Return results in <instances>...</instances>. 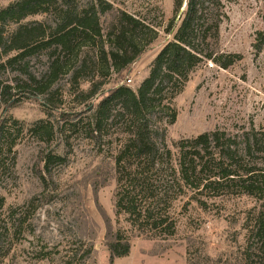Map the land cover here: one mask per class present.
<instances>
[{"label": "rangeland", "instance_id": "rangeland-1", "mask_svg": "<svg viewBox=\"0 0 264 264\" xmlns=\"http://www.w3.org/2000/svg\"><path fill=\"white\" fill-rule=\"evenodd\" d=\"M13 1L0 0V9ZM76 1L84 7L91 0ZM105 1L158 27L161 33L127 75L113 74L104 80L102 95L83 104L79 93L87 91L91 83L82 81L78 88L70 75L61 76L49 91L56 110L46 107L47 96L31 94L36 86L29 89L24 85L27 77L39 78L47 70L46 51L39 50L0 68V125H4L0 150V264H111L106 246L108 227L111 225L113 231L120 226L128 228L125 216L118 219L115 215L112 155L122 143L121 130H108L102 142L95 144L78 132L62 135L56 131L48 139L40 128L52 123L59 131L69 129L70 119L77 118L65 120L62 113L82 112L84 117L88 105H97L114 87L128 85L137 90L149 76L157 54L173 39V34L167 35L164 29L174 17L175 0ZM223 3L227 17L220 27L217 49L225 56L237 54L241 58L228 69L212 62L202 63L174 99L176 121L164 124L165 143L174 153L175 143L205 132L234 134L242 128L264 129V49L258 54L253 46L256 34L264 30V0ZM184 9L185 0L181 11ZM110 21V15L101 17L104 33ZM34 22L54 23L50 14L30 16L5 27V36ZM179 25L176 19V29ZM99 47L100 43L80 50L76 47L75 54L81 59L89 51L92 57ZM6 60L3 58V62ZM75 62L72 56L69 63ZM4 87L8 89L3 98ZM66 136H70L69 142ZM48 153L63 155L65 164H55L46 172L43 157ZM204 200L206 208L190 196L180 199L172 214L177 223L173 237L135 238L129 256L112 264H189L190 249L197 255V264H264V253L255 240L249 252L252 256L248 258L245 253L247 219L259 212V202L246 196Z\"/></svg>", "mask_w": 264, "mask_h": 264}, {"label": "trees", "instance_id": "trees-1", "mask_svg": "<svg viewBox=\"0 0 264 264\" xmlns=\"http://www.w3.org/2000/svg\"><path fill=\"white\" fill-rule=\"evenodd\" d=\"M183 6L184 0H175L174 17L164 29L173 39L157 54L149 76L137 90L128 85L114 87L97 105L90 103L84 117L82 112L62 113L65 120L77 118L70 119L69 129L59 131L52 123L40 127L48 139L56 131L62 135L78 132L95 144L102 142L108 130H121L122 143L112 155L115 215L118 219L125 216L128 228L120 226L113 231L111 225L108 227L106 246L111 264L129 256L135 238L173 237L177 232L174 206L189 196L203 208L207 207L206 198L246 196L258 201L259 212L247 219L245 253L252 256L249 252L254 240L264 253V129L242 128L234 134L205 132L175 143V153L165 143L164 124H174L177 118L173 101L196 69L204 62L228 69L241 58L237 54L225 56L217 49L220 27L227 17L223 0H185L182 12ZM41 14H50L54 23H30L5 36L4 28L9 24ZM105 15H110L111 21L104 33L101 17ZM176 19L180 21L177 29ZM0 27V68L39 50L47 52V70L39 78L27 77L24 85L29 89L36 86L31 94L46 95L45 106L51 110L56 109L49 91L61 76L70 75L78 88L82 81L90 82V88L79 95L83 104L92 101L102 95L104 80L113 74L127 75L161 33L158 27L115 9L105 0H91L84 7L76 0H15L0 9ZM97 43L101 47L92 57L87 51L77 58L76 47L80 50ZM253 46L258 54L263 51L264 30L256 34ZM13 53L16 55L11 56ZM72 56L77 61L74 65L69 63ZM7 89L2 90L3 98ZM3 131L2 124L0 150ZM70 136L65 137L66 142ZM43 158L46 172L66 162L61 154L48 153ZM42 180L45 182L44 177ZM2 238L0 234V246ZM188 254L189 264H197V255L191 249Z\"/></svg>", "mask_w": 264, "mask_h": 264}, {"label": "built area", "instance_id": "built-area-1", "mask_svg": "<svg viewBox=\"0 0 264 264\" xmlns=\"http://www.w3.org/2000/svg\"><path fill=\"white\" fill-rule=\"evenodd\" d=\"M128 82H130V80H128Z\"/></svg>", "mask_w": 264, "mask_h": 264}]
</instances>
